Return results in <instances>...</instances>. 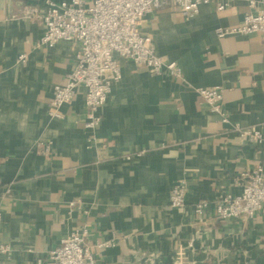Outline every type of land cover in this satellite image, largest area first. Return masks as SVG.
Masks as SVG:
<instances>
[{
    "label": "crops",
    "instance_id": "0c3cea01",
    "mask_svg": "<svg viewBox=\"0 0 264 264\" xmlns=\"http://www.w3.org/2000/svg\"><path fill=\"white\" fill-rule=\"evenodd\" d=\"M220 1L224 9L205 3L191 18L172 3L145 16L141 31L183 76L121 59L122 78L90 140L81 91L62 118L49 115L78 43L37 45L43 25L26 9L45 0H0V243L11 247L3 264L47 261L84 228L95 264H264V209L237 219L215 214L222 194L240 192L242 172L264 165V140L235 128L262 125L264 133V39L221 34L243 23L249 5ZM199 87L222 89L229 122ZM178 182L188 189L182 207L169 201ZM201 199L208 207L199 215ZM99 241L112 244L99 249Z\"/></svg>",
    "mask_w": 264,
    "mask_h": 264
},
{
    "label": "built area",
    "instance_id": "2783aa9c",
    "mask_svg": "<svg viewBox=\"0 0 264 264\" xmlns=\"http://www.w3.org/2000/svg\"><path fill=\"white\" fill-rule=\"evenodd\" d=\"M246 1L249 10L243 23L220 33H258L264 39V0ZM211 2L220 10L228 4L220 0H45L42 7L27 8L26 13L43 25L37 45L52 47L61 40L78 43L74 68L64 82L54 85L49 115L62 118L63 106L70 104L81 91L87 109L85 127L89 139H95L102 122L101 109L108 101L112 84L122 78L121 59L132 61L137 68H145L156 75L183 76L181 65L158 54L152 36L141 31L145 16L172 3L183 17L191 18L199 13L202 4ZM20 58L24 60L26 55L22 54ZM197 92L223 122L230 121L231 112L223 105L224 95L220 87H199ZM235 128L256 144L264 140L262 125L243 126L236 123ZM239 182L240 192H226L217 201V217H252L264 209V165L242 172ZM187 191V186L178 182L170 194V205L184 206ZM207 207V199H201L195 211L202 215ZM2 221L0 211V223ZM87 234L86 228L72 231L50 251L47 261L39 257L37 264H95L96 252L87 243ZM111 244L99 241L96 246L102 249ZM10 251L9 244L0 243V264H3L2 256Z\"/></svg>",
    "mask_w": 264,
    "mask_h": 264
}]
</instances>
